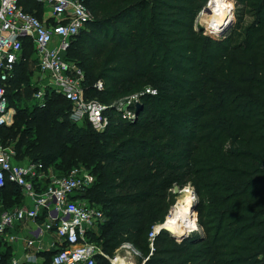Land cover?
I'll return each instance as SVG.
<instances>
[{"label": "trees", "instance_id": "16d2710c", "mask_svg": "<svg viewBox=\"0 0 264 264\" xmlns=\"http://www.w3.org/2000/svg\"><path fill=\"white\" fill-rule=\"evenodd\" d=\"M81 1L93 19L66 59L83 72L87 98L109 106L110 125L74 123L72 105L52 94L39 111L20 109L0 142L16 141L18 159L30 155L59 176L86 167L95 183L85 198L106 218L89 239L106 256L132 244L143 253L137 264H264V0H233L237 23L222 39L196 28L208 0ZM21 5L43 18L35 0ZM31 45L9 82L15 110L17 99L38 94L26 75ZM149 88L157 95L144 96L137 120L110 108ZM176 186L194 189L203 233L178 241L161 231L151 252L149 235L165 224ZM23 200L14 184L0 190V209ZM11 259L7 248L3 264Z\"/></svg>", "mask_w": 264, "mask_h": 264}, {"label": "built area", "instance_id": "2783aa9c", "mask_svg": "<svg viewBox=\"0 0 264 264\" xmlns=\"http://www.w3.org/2000/svg\"><path fill=\"white\" fill-rule=\"evenodd\" d=\"M21 1L0 0V129L12 126L14 120L16 112L9 107L7 91L18 64L23 61L25 42L29 41L35 48L38 71L49 75L56 94L72 105V121H87L94 130L104 131L113 116L109 106L87 98L82 86L83 72L66 59L72 42L93 19L92 13L81 0H35L47 10L40 19L36 12H26ZM95 88L103 91V83H97ZM148 94L157 95V92L147 89L110 108L123 120L133 122L137 106ZM15 159L14 151L0 142V190L8 183L14 184L21 189L24 199L21 206L0 213V264L4 263L5 249L17 242V230L28 224L34 226L26 240L28 249H36L37 253L45 251L41 246L43 239L47 235L52 238L49 252L53 255L49 264H98V257L109 260L89 239V234L97 232L106 221L101 209L90 205L85 198L95 183L94 176L78 169L68 176H59L53 170H46L42 163L19 164ZM158 226L149 235L151 252L154 240L163 231L156 232ZM26 263L38 264V260L29 254ZM11 264L21 263L12 258Z\"/></svg>", "mask_w": 264, "mask_h": 264}, {"label": "rangeland", "instance_id": "374dc122", "mask_svg": "<svg viewBox=\"0 0 264 264\" xmlns=\"http://www.w3.org/2000/svg\"><path fill=\"white\" fill-rule=\"evenodd\" d=\"M211 0H208V2L206 3V5L203 7V9L200 11L197 21H196V28L197 30L202 29L203 31H205V34L214 38H218V39H222L224 38V35H220V36H216V35H212V30L216 33H218L217 31L214 30L213 28V24L209 23L207 20L210 19V15L207 14L208 11V4L210 3ZM233 3V6H231V10H232V17H233V22H231L228 26H230V28L232 26H234L237 23V6L236 3L233 0H230ZM39 8V7H38ZM40 16L44 17L47 14V10H45L44 7H42L41 11H39ZM206 13V14H205ZM208 18V19H206ZM229 28V29H230ZM210 31H209V30ZM27 55L29 57L28 59V68H27V76H29V81H30V85L37 89L38 94L35 96L34 100L31 101H26L24 98H20L17 99L15 102V106H16V110H15V116H14V120L13 123L11 125L14 124L15 122V117L19 115V110L23 109L28 111L27 113H33V111H39L42 107L46 106L47 100H48V96H51L52 94H56V91L53 90V88L50 86V77L49 75H43L38 71V68L36 65H34V61H36V54H35V48L34 46H30L26 49ZM84 83H82L83 86ZM152 89V88H149ZM92 98L94 99H99L98 95L96 94H92L91 95ZM37 114L35 115H40V112H36ZM79 125H82L84 123H77ZM32 129V127H30ZM34 128V127H33ZM35 137V133L32 134L29 139H32ZM7 145L9 146V148L11 150L14 151L15 155H16V161L19 164H27V163H32L30 161V155L27 156H23L22 159H18L17 158V153L15 151V145H16V141H12L7 143ZM76 170H81V171H86V167L84 165H80L77 168H75ZM55 171L54 173H56L58 175V172L55 169H50ZM88 171V170H87ZM186 189V188H185ZM187 189H189L192 193V197H193V205L195 207V210L193 211V214L196 216V220L191 221L190 226L186 229L187 234H192L197 232L198 235H201L202 229L199 227L198 225V212H197V204H198V196L194 194L193 192L194 189L192 187H187ZM174 191V190H173ZM183 193V192H182ZM178 194L175 195V205L173 207V209H175L176 207H179V205H181L184 202L183 199V195ZM193 205H192V209H193ZM173 209L171 210V212L173 211ZM3 209H0V211H2ZM170 212V213H171ZM1 213V212H0ZM170 215V214H169ZM169 217V216H168ZM167 217V218H168ZM163 226V225H161ZM178 241L180 239H177ZM143 256V253L141 250L137 249L136 247H134L132 244H126L124 245L117 253L114 257H109V263L110 264H137V261ZM104 258V257H103Z\"/></svg>", "mask_w": 264, "mask_h": 264}, {"label": "bare ground", "instance_id": "6f19581e", "mask_svg": "<svg viewBox=\"0 0 264 264\" xmlns=\"http://www.w3.org/2000/svg\"><path fill=\"white\" fill-rule=\"evenodd\" d=\"M207 9V14L211 16L207 21L212 23L214 30L218 32L216 33L212 30V33L220 34L230 28L228 25L233 22V17L231 6L228 3L224 0H211ZM182 195L184 202L173 209L167 218L166 224L163 226L159 225L156 228V232L162 230L165 226H170L176 231L175 239H181V237L186 235V229L190 226L191 221L196 220V216L192 211L193 195L191 191L186 188Z\"/></svg>", "mask_w": 264, "mask_h": 264}, {"label": "crops", "instance_id": "0c3cea01", "mask_svg": "<svg viewBox=\"0 0 264 264\" xmlns=\"http://www.w3.org/2000/svg\"><path fill=\"white\" fill-rule=\"evenodd\" d=\"M32 229H34V226L28 224L27 226L19 228L17 230L16 236L18 237V240L12 246V258L19 260L21 264H27L26 256L29 254H33L36 256L38 260V264H49L51 258L47 256L45 257L43 254L50 253L49 251L51 250L52 238L49 235H47L43 239L41 246L45 251L37 253L36 249L34 250L28 249L26 240L29 239Z\"/></svg>", "mask_w": 264, "mask_h": 264}, {"label": "water", "instance_id": "95a60500", "mask_svg": "<svg viewBox=\"0 0 264 264\" xmlns=\"http://www.w3.org/2000/svg\"><path fill=\"white\" fill-rule=\"evenodd\" d=\"M228 30H229V29L225 30L224 32H222V33H220V34H215V33H212V32H211V33H212L213 35L220 36V35H225V34L227 33ZM142 112H143V106H142V105H138V106H137V110H136V120L139 118V116L141 115ZM183 191H184V189L182 190V189H180V187L176 186V187L174 188L173 193H174L175 195H178V194H181ZM194 195H195V192H194ZM193 210H195L194 205H193ZM166 221H167V219H166ZM197 221H198V220H197ZM165 224H166V222H165ZM165 224H164V225H165ZM162 230L165 231V232H167V233H168L169 235H171L173 238H175V236H176V231H175L172 227H170V226H165ZM190 235H191V234L184 235L183 237H181L180 241H183V240L189 238Z\"/></svg>", "mask_w": 264, "mask_h": 264}]
</instances>
